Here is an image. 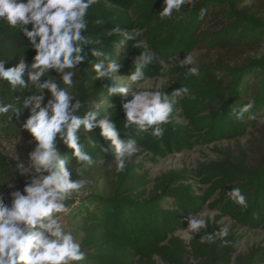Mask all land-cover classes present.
Listing matches in <instances>:
<instances>
[{"label": "trees", "instance_id": "1", "mask_svg": "<svg viewBox=\"0 0 264 264\" xmlns=\"http://www.w3.org/2000/svg\"><path fill=\"white\" fill-rule=\"evenodd\" d=\"M162 4L163 0H98L89 9L86 33L99 35L103 49L121 60L124 67L120 72L128 74L129 68L134 71L135 59L146 52L155 59L145 68V77L171 76L173 79L171 88H164L162 92L170 95L180 86L190 88L192 95L179 100L170 122L163 125L162 138L137 133L134 127L124 128L122 103L126 98L108 97L106 86H111L112 80L96 82L92 79V64L96 58L90 51L89 61L81 65L73 88L74 95L83 105L81 116L86 111L97 110L99 103L106 100L110 108H101L100 114L106 111L117 121L121 138H135L139 148L152 155L153 162L191 151L197 146L242 138L249 125L257 117L264 116V0H198L171 18L160 19ZM202 9L206 10L203 17ZM96 19H102L104 23L96 25ZM116 25L128 31L142 29V35L121 48L122 36H107V30ZM139 41L146 46L137 47ZM196 49L217 56L213 63L197 66L199 76L188 75L181 67L163 73V63ZM120 51L124 55H118ZM23 55L30 64L36 53L28 46L18 27L0 22V59L8 62L5 67L16 66ZM50 74L57 75L54 70ZM30 88L23 93H13L6 82H0V99L15 103L14 97L29 96ZM50 95L45 90V96ZM249 100L255 101V107L243 120H237L233 110H238ZM19 108V115L14 114L15 117L23 116L22 102ZM177 108L185 123L176 120L179 118L175 113ZM250 115L255 118L249 119ZM5 122L0 118V124ZM100 132L96 129L88 134L95 146L85 136L81 138L97 163L112 157L100 147L109 148L111 145ZM58 147L62 155L72 158L73 150L62 142ZM226 154L223 161L202 165L196 172V176L208 186L203 197L196 196L192 187L184 185L187 177L182 173L165 177L156 187L157 191L145 197V191H137L144 186L145 178L138 177L136 166L131 164L122 174L114 172L113 190L109 195L91 194L68 201L69 210L63 217L82 222L78 240L87 254L86 264H156L157 260L163 264H194V261L199 264H232L240 238L228 235L230 243L227 245H222L219 240L201 244L199 238L205 231L213 234L220 231L217 224L223 218H229L243 228L264 230V154L251 165L244 154L235 158ZM71 166L75 167L74 178H82L86 167L74 160H71ZM30 179L28 177L24 186ZM234 187H239L245 195L247 209L227 198L226 194ZM205 207L220 215L213 222L208 220L207 229H202L188 245L185 244L175 235L176 232L187 228L189 214L200 213ZM260 251L255 248L236 258L237 264H264V253Z\"/></svg>", "mask_w": 264, "mask_h": 264}, {"label": "clouds", "instance_id": "2", "mask_svg": "<svg viewBox=\"0 0 264 264\" xmlns=\"http://www.w3.org/2000/svg\"><path fill=\"white\" fill-rule=\"evenodd\" d=\"M97 2L0 0V22L12 28L18 27L27 39L28 46L36 53L30 64L23 55L18 64L11 68H6L8 62L0 59V82H6L13 93H23L30 86L32 90L28 92L33 93L26 97L16 95L15 103H5L0 99V118L12 122L13 115H19L22 102L24 109L30 110L23 129L32 137L29 143H35L26 160L19 159L13 164L16 176L31 177L30 182L25 184L22 191L10 193V203H6L0 194V264H82L87 254L63 220V214L69 210L68 201L81 195L90 183L84 178H74L71 160L88 168L97 163L81 142L82 136L95 146V141L88 134L97 128L101 130L100 135L111 145L110 148L100 147L112 155L117 174L124 173L128 160L140 151L135 138H121L117 121L107 113L101 119H98L101 116L98 109L86 111L81 116L82 102L72 91L77 72L81 65L89 61V51L96 58L92 64V79L96 82L116 79L118 76L115 74L124 67L103 49V40L99 35L86 34L89 9ZM190 3L192 0H163L159 18H171ZM205 12V9L201 10V17ZM94 23L102 25L104 21L96 19ZM142 31L139 28L128 31L116 25L107 30V36H122L119 46L124 48L128 42L137 41ZM142 43L139 41L136 46ZM154 59L153 55L142 52L135 59L134 72L126 77L127 81L137 85L145 81L144 70ZM178 62L188 75L199 76L200 68L193 66L195 61L191 54H186ZM53 70L56 76L50 74ZM106 88L108 97L132 95L130 101L122 103L124 128L134 127L137 133H150L156 138L163 137V125L170 122L179 100L192 95L187 86H180L170 95L139 86L136 88L139 91H133L122 83H113ZM45 90L51 94L46 104ZM254 107L255 101L249 100L238 110L235 108L233 115L237 120H243ZM248 118L255 117L250 115ZM59 142L73 150L71 159L62 155ZM226 195L247 209V199L239 187L232 188ZM207 227L208 218L201 212L189 214L188 227L183 230L197 235ZM228 235V227L224 226L214 234L203 232L199 242L208 244L219 240L222 245H227L230 243Z\"/></svg>", "mask_w": 264, "mask_h": 264}, {"label": "rangeland", "instance_id": "3", "mask_svg": "<svg viewBox=\"0 0 264 264\" xmlns=\"http://www.w3.org/2000/svg\"><path fill=\"white\" fill-rule=\"evenodd\" d=\"M196 1L198 0H192V3L186 4L184 7L191 6ZM144 46H146V44L139 45V47ZM186 54H191L193 56L195 61L193 66L210 64L217 59L215 53L196 49L192 52L176 56L170 59L167 63H163V73H168L170 70L180 67L178 59H184ZM118 55L122 56L124 54L120 51ZM119 62L121 63L120 59ZM133 72V68L128 69V74L119 71L115 74L118 77L116 79L114 77L112 81L117 84H125L133 91H139L136 89L138 86L145 89H152V91H163L164 88L170 89L172 86L173 79L171 76H159L156 78L145 77V81L140 82L139 85L132 84L127 81L126 77ZM31 90L32 89L30 88L29 91ZM72 91L75 93L74 90ZM27 94L31 95L33 93L28 92ZM50 98L51 95L45 96L46 101ZM125 98L126 102L130 101L132 99L131 93L127 94ZM108 105L109 103L106 100H103L99 103L98 110L101 108H110ZM22 112V117H15L13 115L12 122L0 124V194L3 195L6 203H10V193L15 190L22 191L24 183L28 179V177L25 176L17 177L13 164L19 159L26 160L28 158V153L35 147V143H29L32 139L30 133L23 129V123L29 117L30 110L23 109ZM103 113L106 114L107 112L105 111ZM175 113L179 116L176 120L179 123H185V121L180 118L181 111L179 108L176 109ZM104 114H101L98 119H101ZM9 115H11V113H9ZM97 129L100 130L99 128ZM3 141H8L7 147L11 148L14 146V149L8 151L7 149H4L2 146ZM226 153L233 158L240 156V154H244L247 163L249 165L254 164L255 161L259 159V156L264 154V116L257 117L255 122L249 125L247 134L242 138L231 141L216 142L209 146H197L191 151H184L180 154L170 155L164 159H157L155 162L152 161V155L150 153L145 152L140 148L137 155L128 160L127 165H135L137 176L145 178V181L143 182L144 186L137 189L138 192L145 191V197L154 194L157 191L156 187L165 177H168L172 173H182L183 176L187 177V182H184V185L192 187L196 196L203 197L208 186L202 183L201 179L196 176V172L202 165L223 161L227 155ZM112 159L113 157H109L105 160L99 161L94 167H86V172L82 175V178L89 180L90 183L86 186L81 195L74 196L69 201L78 200L91 194L100 196L109 195L113 190L112 186L115 172V166ZM71 167L74 171L75 167ZM217 195L218 193L213 199H215ZM201 212H203L211 222L215 220L216 216L220 215L218 212H212L206 207ZM63 220L67 224L68 229L73 231L77 238L81 236V220H74L68 217H63ZM217 225L220 228L227 226L229 235L233 234L237 238H240L237 246V253L234 256L232 264H237L236 258L247 255L252 249L257 248L261 250L260 253H264L263 229L251 230L243 228L229 218L221 219ZM175 235L187 245L196 236L195 233H189L184 230L176 232ZM193 263L199 264L197 261H194ZM82 264H86V262L84 261ZM156 264L163 263L157 260Z\"/></svg>", "mask_w": 264, "mask_h": 264}, {"label": "built area", "instance_id": "4", "mask_svg": "<svg viewBox=\"0 0 264 264\" xmlns=\"http://www.w3.org/2000/svg\"><path fill=\"white\" fill-rule=\"evenodd\" d=\"M7 143H8V141H3V142H2V146H3L4 149H7V151H8V150H12V149H14V146H12L11 148H8V147H7V145H8ZM9 143H11V142H9ZM16 146H17V145H16ZM15 150H16V149H15ZM12 152H13V151H12ZM11 154H12V153H11Z\"/></svg>", "mask_w": 264, "mask_h": 264}]
</instances>
